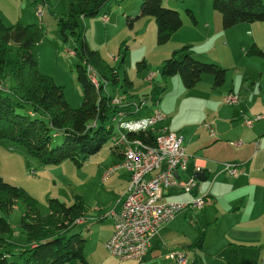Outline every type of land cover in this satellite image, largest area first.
<instances>
[{"label": "trees", "instance_id": "16d2710c", "mask_svg": "<svg viewBox=\"0 0 264 264\" xmlns=\"http://www.w3.org/2000/svg\"><path fill=\"white\" fill-rule=\"evenodd\" d=\"M120 1L74 0L56 16L58 32L63 40L70 38L74 42V47L68 52L78 59L74 64L76 81L81 89V102L77 107H71L66 101L61 85L38 69L36 46L46 33L43 25L20 22L8 25L0 15V143L8 141L9 146L22 149L27 156L43 165L71 160L79 166L99 152L112 134L116 114H126L123 111L125 106L111 103L113 97L105 89L121 82V65H112L97 50L89 48L79 18L96 16L106 8L105 12H108L112 3L119 4ZM36 2L33 0L30 5L34 6ZM211 5L220 13L223 29L242 22H264V0H211ZM105 12H102V17L106 16ZM185 12L195 24L192 9L186 8ZM146 15L154 20L156 43L160 46L182 25L179 12L162 6L161 0H140L138 13L135 17L127 16L126 22L131 25L132 20ZM126 49L127 45L121 43L117 54L120 62L124 60ZM244 53L247 56H264V51L254 42ZM88 67L95 71L97 85L88 76ZM225 72L226 68L213 61L198 59L190 45L173 51L161 61L159 69L163 79L178 75L185 88L194 87L203 73L212 76L213 87L221 86ZM123 82L130 84L125 78ZM164 90L165 86L155 85L140 102L145 105L149 99L154 106ZM157 129L129 132L128 136L154 144ZM56 137L60 138L59 142L55 141ZM111 150L120 161L123 147L112 145ZM17 202L24 209L18 228L26 243L15 245L12 250L8 248L11 227L6 216ZM48 209V213L40 215L32 195L0 176V264L86 262L83 254L85 238L76 221L84 215L82 201L75 197V202L67 206L56 198H50ZM203 236L201 231L184 249L201 248ZM188 264H197V260L193 258Z\"/></svg>", "mask_w": 264, "mask_h": 264}, {"label": "rangeland", "instance_id": "374dc122", "mask_svg": "<svg viewBox=\"0 0 264 264\" xmlns=\"http://www.w3.org/2000/svg\"><path fill=\"white\" fill-rule=\"evenodd\" d=\"M8 1L12 2V0ZM64 1L49 0L51 4L49 12H54L57 15L62 14L66 8L61 6ZM201 1L211 5V0H161V4L179 12L182 18V25L179 29L187 32L184 34L183 39L193 45L191 48L195 51L198 59L208 62L213 61L226 68L224 83L218 87H213L212 76L208 73H203L200 80L192 88L183 87L178 75H172L165 79L161 78L159 73L161 61L170 55L165 52L162 53L164 46L156 43V26L153 18L148 15L136 18L133 20L135 21L134 26L127 24L124 15L121 18L122 11L131 8V5V17H135L139 11L140 0H121L119 4L112 3L108 12H105L106 8L96 16L79 18L80 28L84 30L89 48L97 50L112 65H121L119 67L121 82L117 86L105 87L112 97L119 98L120 105L127 102L129 103L128 107L132 110L141 108V112H147L153 105L150 104L148 99L145 105L142 104L137 107L141 98L148 94L155 85L165 86L160 100L155 105L163 112L165 118L163 121L158 122L156 126L165 127L169 131L173 129L179 132L177 129L179 127L189 129L205 114L215 113L219 116V112L223 110L221 105L227 104L224 102L223 96L229 87L233 88V92L242 94V97H244V100L241 97L240 102L242 103L250 102L256 92L261 95L259 101L264 103V56H247L244 53V50L253 42H256L264 51V22H242L245 25L252 24L253 28L248 29L247 32L239 28L230 35L229 40L224 38V41H221L222 43L217 42L215 47H210L208 44L214 40L209 41L207 44L204 41L205 35L202 33L199 24H193L185 12V9L189 8L190 5L198 6V4H202ZM29 2L27 1V6L20 4L21 10L27 9V20H30V15H37L35 9L30 7ZM15 4L13 3V8L20 12ZM42 8L46 11V23L43 25L46 33L36 46L38 69L50 76L56 83L64 80L66 82L65 86L61 83L57 84L62 86L64 97L69 105L77 107L81 102V89L76 81L74 68V64L78 62V59L74 54L68 52L74 47V42L70 38L63 40L58 32L56 17L49 18L48 9L45 6ZM8 12L12 13L11 10H8ZM102 12H105L106 18L110 17L111 19L103 22ZM217 13L220 15L219 12ZM20 23L33 22L22 21ZM246 38L249 39V42H246ZM123 42L127 45L123 62H120V56H118L119 60L113 61L111 57L117 56L119 46ZM54 73L57 80L53 75ZM150 73H154L153 79L147 80ZM124 78L128 79L130 84L124 83ZM77 90L78 96L75 97ZM111 132L114 133L115 129L113 128ZM59 139V137H56L55 141L59 142ZM113 143L114 139L110 136L99 152L89 156L78 166L71 160H64L54 165L40 164L35 159L27 156L20 148L11 146L9 149V142L2 140L0 143V176L12 184L21 186L32 195L36 199L40 215L49 212L48 201L50 198H56L67 206L75 202V197H78L83 205L84 201H88L89 196H96L99 200H102V195L99 193L104 192L108 184L101 185L97 174L99 167L106 168L108 161L114 159L111 150ZM32 168L36 170L35 175L28 174ZM183 178L186 179L187 176H183ZM184 193L181 192L182 195ZM87 208L85 212H87ZM23 210V205L17 202L14 209L6 216L11 227L8 248L12 250H14L15 245L26 243L25 237L18 228ZM104 222V220L95 223L90 222L92 224L89 229L82 228L83 237L85 238L90 230ZM11 242L15 244L13 245ZM104 255L112 256L117 260V257L111 255L106 249L102 253H97L98 257L103 258ZM159 260L164 263L167 262L166 259V261L164 260L163 253ZM95 263L98 264L97 261Z\"/></svg>", "mask_w": 264, "mask_h": 264}, {"label": "crops", "instance_id": "0c3cea01", "mask_svg": "<svg viewBox=\"0 0 264 264\" xmlns=\"http://www.w3.org/2000/svg\"><path fill=\"white\" fill-rule=\"evenodd\" d=\"M27 1L31 3L33 0L18 2L17 0L12 2L0 0V15L3 21L9 25L17 21H32L44 25L46 23V11L42 8L44 6L48 9L46 10L49 18L56 17L57 14L49 12L51 9L49 0H37L34 6H30L37 9L35 10L37 15L32 14L30 20H27V9H20V4L27 6ZM70 1L65 0L61 6L66 7ZM201 2L202 4L190 5L189 8L194 10L196 23L205 35L204 41L208 44L209 41L214 40L208 44L210 47H215L217 42L222 43L224 38L229 40L230 35L239 28L244 32L253 28L252 24L238 23L223 29L221 15H218L209 3ZM13 3H16L15 7L20 12L13 8ZM131 8L124 9L121 18L124 15L126 20L127 16H131ZM110 19L107 17L103 22ZM134 24L135 21L132 20L129 26ZM185 33L187 32L183 29L175 31L163 45L162 53L171 55L173 51L184 45L192 47L189 41L186 42L183 39ZM246 42H249L248 38ZM55 77L57 80V76ZM57 83L65 86L66 82L61 80ZM230 91L233 92V88H227L225 93ZM222 92L224 93L223 90ZM76 96H78V90ZM241 97L242 94L235 105H221L223 110L219 112V116L215 113L205 114L189 129L179 127L177 128L179 132L171 130L181 137L184 150L189 155L187 169L179 171L181 180H185L183 176L188 178L194 172L196 165L204 171L207 179L197 182L188 193H184L180 187L169 188L158 201H187L192 196L207 195L209 200L202 208L187 207L177 211L159 228L147 256L140 262L131 259L116 260L107 255L103 258L98 257V252H104L103 243L110 236L113 228V220L106 215V212L111 208H119L129 183L128 173L124 170H116L103 179L105 169L119 160L113 153L114 159L108 161L106 168L99 167L97 174L101 185L108 184L107 189L99 193L102 195V198L100 197L102 200L96 196H89L88 201H84L86 207L83 205V222L79 224L81 235H84L82 228H90L92 224L90 222L103 220L105 222L95 226L85 236L83 254L86 262L71 261L67 264H96V261L98 264H168L159 260L161 254L168 249L185 251L188 262L195 258L197 264H251L253 261L255 264H264V119L253 122L249 127L241 123L245 115L264 113V103L259 101L261 98L259 92L254 93L253 99L248 103L240 102ZM128 105L129 103L126 102V106L123 107L127 118L144 117L155 107L151 106L149 111L141 112V108L132 110ZM159 127L161 126H157ZM239 141H241L240 144H231V142ZM223 163L236 164L240 173L236 176L226 174L222 171ZM86 208L87 212H85ZM201 231L204 234L202 247L195 250L184 249Z\"/></svg>", "mask_w": 264, "mask_h": 264}, {"label": "built area", "instance_id": "2783aa9c", "mask_svg": "<svg viewBox=\"0 0 264 264\" xmlns=\"http://www.w3.org/2000/svg\"><path fill=\"white\" fill-rule=\"evenodd\" d=\"M102 18L105 20L106 16ZM111 59L117 61L119 57L112 56ZM87 74L97 85L95 71L88 67ZM153 75L154 73H150L147 79H152ZM239 98L240 95L232 91L223 96L224 102L228 105L237 104ZM141 102L137 107L143 104ZM111 103L120 105V100L113 97ZM164 118L163 112L155 106L151 113L144 117L127 118L123 112H119L113 119L111 128V131L115 129V132L111 134L114 139L113 145L123 147V156L120 161L105 169L103 179L116 170L123 169L128 173L129 183L119 208H111L106 213L113 220V228L103 246L119 260H143L151 247L152 238L177 211L187 207L200 209L209 200L207 195H204L192 196L187 201H158L169 188L180 187L183 192L188 193L197 183L191 175L181 180V177L174 173L185 171L189 158L182 145L181 137L176 133L167 131L165 127H159L154 144L128 136L129 132L135 133L157 127L156 124ZM262 119H264V113L250 114L245 115L241 123L249 127L253 122ZM240 142H231V144H240ZM199 170H201L200 167L196 165L194 171ZM222 171L230 176L240 173L234 163H223ZM28 174L35 175L36 170L32 168ZM76 221L80 224L83 218L80 217ZM164 259L168 264L189 263L183 250H166Z\"/></svg>", "mask_w": 264, "mask_h": 264}, {"label": "water", "instance_id": "95a60500", "mask_svg": "<svg viewBox=\"0 0 264 264\" xmlns=\"http://www.w3.org/2000/svg\"><path fill=\"white\" fill-rule=\"evenodd\" d=\"M174 173L176 176H178L177 171H175ZM191 176L194 177L197 180V182H203L207 179L203 170L194 171L192 172Z\"/></svg>", "mask_w": 264, "mask_h": 264}]
</instances>
